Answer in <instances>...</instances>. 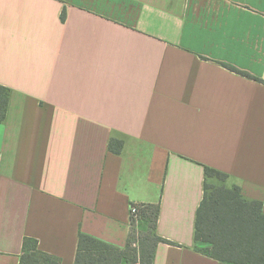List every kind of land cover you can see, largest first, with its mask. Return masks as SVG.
<instances>
[{
    "label": "crops",
    "instance_id": "1",
    "mask_svg": "<svg viewBox=\"0 0 264 264\" xmlns=\"http://www.w3.org/2000/svg\"><path fill=\"white\" fill-rule=\"evenodd\" d=\"M0 84V264L25 237L123 248L141 203L173 242L153 264H222L195 244L205 166L264 207V0H0Z\"/></svg>",
    "mask_w": 264,
    "mask_h": 264
},
{
    "label": "trees",
    "instance_id": "2",
    "mask_svg": "<svg viewBox=\"0 0 264 264\" xmlns=\"http://www.w3.org/2000/svg\"><path fill=\"white\" fill-rule=\"evenodd\" d=\"M65 17L64 11L63 20ZM10 94L11 90L0 84V121L7 114ZM122 148V140H110V151L119 154ZM205 177L204 195L196 215V248L222 264H264L263 202L247 199L239 185L227 186L229 175L221 170L205 166ZM133 205L137 214L131 216L125 247L80 232L74 264H153L159 243H173L157 233L161 205ZM61 263L60 257L41 250L36 238H24L20 264Z\"/></svg>",
    "mask_w": 264,
    "mask_h": 264
},
{
    "label": "built area",
    "instance_id": "3",
    "mask_svg": "<svg viewBox=\"0 0 264 264\" xmlns=\"http://www.w3.org/2000/svg\"><path fill=\"white\" fill-rule=\"evenodd\" d=\"M131 212H132V214H137V207L136 206H132V208H131Z\"/></svg>",
    "mask_w": 264,
    "mask_h": 264
}]
</instances>
